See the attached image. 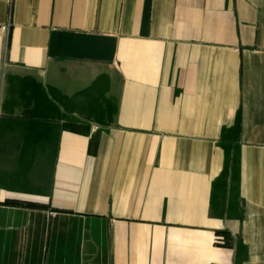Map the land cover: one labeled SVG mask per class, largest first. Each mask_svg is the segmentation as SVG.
Masks as SVG:
<instances>
[{"label":"crops","instance_id":"crops-1","mask_svg":"<svg viewBox=\"0 0 264 264\" xmlns=\"http://www.w3.org/2000/svg\"><path fill=\"white\" fill-rule=\"evenodd\" d=\"M0 264H264V0H0Z\"/></svg>","mask_w":264,"mask_h":264},{"label":"built area","instance_id":"built-area-1","mask_svg":"<svg viewBox=\"0 0 264 264\" xmlns=\"http://www.w3.org/2000/svg\"><path fill=\"white\" fill-rule=\"evenodd\" d=\"M9 27H10V24H7L6 26L3 27V31H4L5 33H8V31H9Z\"/></svg>","mask_w":264,"mask_h":264}]
</instances>
